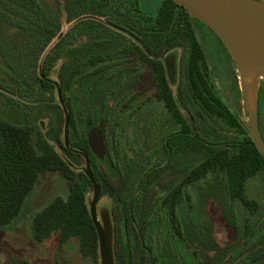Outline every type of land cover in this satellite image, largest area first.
Segmentation results:
<instances>
[{"label": "trees", "instance_id": "trees-1", "mask_svg": "<svg viewBox=\"0 0 264 264\" xmlns=\"http://www.w3.org/2000/svg\"><path fill=\"white\" fill-rule=\"evenodd\" d=\"M158 1L155 14L148 15L141 10L139 0H63L64 8L60 0H0V71L5 77L2 80L8 83L5 87L11 92H54L56 86L48 79L57 68V79L70 113L69 147L58 138L62 151L50 139L59 132L58 128L44 132L32 124L23 125L0 116V228L18 217L42 173L58 171L71 181L70 193L68 197H55L34 213V238L43 242L57 233L59 246L63 247L72 237H77L82 256L100 264L98 235L89 207L93 185L80 170L86 162L83 153L88 155L99 182L100 195L109 191L114 198V209L119 211L114 229V245L118 247L114 249L115 258H123L126 264H157L151 248L145 244L144 233L139 237L140 251L133 253L129 231L137 225L149 226L151 207L159 198L168 207L174 227L179 229L178 206L186 188L212 175L217 178L216 184L208 182L210 191L206 190L204 195L216 196L226 215L234 200L256 211L258 204L247 197L246 183L251 177L264 174V157L243 121L216 91L205 67L202 45L190 25L194 17L173 0ZM64 12L69 23L83 15L96 18L73 23L54 42L62 31ZM178 45L183 46V53L179 92L175 95L161 52ZM132 57L138 64L150 65L156 97L179 125L164 136L161 154L171 159L181 149L194 147L204 155L164 195H160L159 189L151 191L164 167L157 160L151 161L146 140L139 143V149H132L134 153L140 150L146 159L129 155L126 136L132 123L122 104L131 103L128 92L134 91L140 76L138 68L127 66L126 59ZM181 105L197 109L206 119L222 118L235 133H224V126L200 133L183 115ZM54 106L58 125L64 113L59 103ZM259 107L261 111L264 108V81ZM259 114L258 111L260 124ZM131 115L136 119L134 111ZM95 125L102 127L106 136L107 154L103 158L90 141ZM95 159H107L111 176L96 167ZM258 229L264 235V214L251 225L246 224L244 233L237 232V239L225 247L204 235L197 226H191L185 237L194 245L195 254L204 257L199 254L201 250L210 249L214 252L213 260L224 264L241 237H250ZM261 246L257 264H264V241ZM11 264L32 263L25 258H14Z\"/></svg>", "mask_w": 264, "mask_h": 264}, {"label": "rangeland", "instance_id": "rangeland-1", "mask_svg": "<svg viewBox=\"0 0 264 264\" xmlns=\"http://www.w3.org/2000/svg\"><path fill=\"white\" fill-rule=\"evenodd\" d=\"M60 5L64 8L63 0H60ZM157 5H159L158 0H139L141 10L148 15L155 14ZM71 25L72 22H67L66 13L64 12L62 31L66 33ZM190 25L195 30L202 45L206 57L205 67L216 91L223 97L228 108L236 113L242 121L246 120L248 114L244 105L242 82L234 59L225 48L224 43L207 25L198 22L194 18L190 19ZM2 35L6 36V34ZM8 35L14 37L11 33H8ZM56 40L57 38L54 42ZM172 52H176L178 56L177 80L175 83H172L169 79L165 63V58ZM182 53L183 46L181 45L161 52L166 75L170 80V88L175 95L179 92ZM126 63L127 66L138 68L140 75L134 91L128 92V100L131 103L129 105L122 104L125 114L130 117L129 120L132 123L130 125L131 132L126 136L129 141L128 147H130L129 155L137 154L136 157L141 155V158L146 159L147 156L144 157L139 152L140 150L135 151V153L132 150L138 148L143 139L146 140L145 148L147 154L151 155V161L155 162L157 160L164 167L159 174V182L154 184L151 191L154 192L159 189L161 190L160 195H164L174 184L181 182L189 170L203 159L204 155L202 151L194 147L181 149L171 159L167 158L165 154H161V143L164 136L177 130L179 125L173 121L164 104L156 97V86L152 80L153 70L150 65L147 63L138 64L135 57L127 58ZM57 71L56 68L52 72L51 78L58 80ZM3 78L5 77L0 71V116L23 125L32 124L44 132L58 128L59 132L57 134L55 132L50 139L57 149L62 151L58 138L65 143L66 114L60 104L57 89L49 93L35 90H31V92H11L5 87L8 83L2 80ZM263 81L262 79L260 87ZM57 103L61 105L64 113L59 119L60 123L58 125L56 114L58 111L54 106ZM181 110L189 123L195 126L200 133L205 134L207 130H212L213 127L220 128L222 126H224V133H235L220 117L215 116L206 119L200 111L185 105H181ZM131 111H134L137 115H135L136 119L131 115ZM262 112H264V108H262ZM112 126L113 130L116 131L115 124ZM100 128L102 127L99 125L92 128L90 139L93 132ZM81 131L80 127L79 132ZM95 163L99 170L102 169L110 175L107 168V159L101 161L95 159ZM84 166L85 164L80 167V170ZM216 180L215 175H212L208 180L186 188L183 199L178 206L177 221V226L183 234H180L179 229L174 227L168 207L159 198L157 203L151 207L149 226L140 228V225H137L135 229L129 231L133 253L138 254L139 237L144 233L145 244L151 248L157 264H218L213 260L214 252L210 249L205 248V252L201 250L199 254L204 257L195 254L194 245L185 237L186 231L191 226H197L198 229L204 232V235L207 236L208 234V237L216 239L220 246L225 247L234 242L238 237L237 232L244 233L246 224L251 225L264 214V174L253 176L246 183L247 197L255 200L258 204L256 211L247 209L242 201L234 200L231 202L232 210L229 209L227 215L224 206L216 196L206 197L204 195L206 190L210 191L208 182L216 184ZM70 185L71 181L58 171H47L39 176L18 217L10 225L0 228V264H11L14 258H25L32 264H95L90 257L82 256L77 237H72L63 247H60L57 233L46 238L43 242H37L33 235L32 219L34 213L43 209L57 196L68 197ZM92 197L93 188L89 193V201L92 200ZM114 204L111 193L105 191L103 196L100 195L99 197L98 214L101 219L102 213H109L113 227L116 229L119 211L114 209ZM259 229L250 237L245 235L241 237L235 248L225 257L224 264H257L258 258L260 259L261 243L264 241V235ZM114 238L115 234L113 240ZM117 248L114 245V249ZM115 261L116 264H126L123 258L119 260L117 256Z\"/></svg>", "mask_w": 264, "mask_h": 264}, {"label": "water", "instance_id": "water-1", "mask_svg": "<svg viewBox=\"0 0 264 264\" xmlns=\"http://www.w3.org/2000/svg\"><path fill=\"white\" fill-rule=\"evenodd\" d=\"M183 6L191 17L209 26L222 40L234 59L242 82L244 105L248 117L243 121L249 135L255 143L259 153L264 157V138L262 136L259 119L260 82L264 78V0H173ZM93 15H83L73 23ZM65 34L61 31L59 40ZM167 73L172 83L177 80V54L171 53L165 58ZM252 76L250 83H246V76ZM57 89L60 104L65 111L64 139L69 147L70 113L64 103L60 82L49 78ZM264 80V79H263ZM91 145L101 158L107 154L104 129L100 128L91 135ZM82 171L88 176L93 185V197L89 201L90 214L97 230L99 241V255L101 264H116L114 251V227L109 213L98 214L100 185L94 175L88 155Z\"/></svg>", "mask_w": 264, "mask_h": 264}, {"label": "flooded vegetation", "instance_id": "flooded-vegetation-1", "mask_svg": "<svg viewBox=\"0 0 264 264\" xmlns=\"http://www.w3.org/2000/svg\"><path fill=\"white\" fill-rule=\"evenodd\" d=\"M224 46H225V44H224ZM225 48H227V47L225 46ZM172 53H176V52H172ZM177 58H178V56H177ZM169 82H170V80H169ZM259 112H260V114H259L260 124L259 125H260V130H261L262 136L264 138V127H263V124H264V122H263L264 112L261 111L260 107H259Z\"/></svg>", "mask_w": 264, "mask_h": 264}, {"label": "bare ground", "instance_id": "bare-ground-1", "mask_svg": "<svg viewBox=\"0 0 264 264\" xmlns=\"http://www.w3.org/2000/svg\"><path fill=\"white\" fill-rule=\"evenodd\" d=\"M263 79H264V78H263ZM251 80H252V76L247 75V76H246V83H250Z\"/></svg>", "mask_w": 264, "mask_h": 264}]
</instances>
